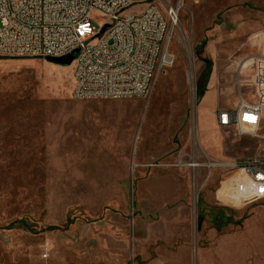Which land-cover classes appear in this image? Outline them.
<instances>
[{"label": "rangeland", "instance_id": "374dc122", "mask_svg": "<svg viewBox=\"0 0 264 264\" xmlns=\"http://www.w3.org/2000/svg\"><path fill=\"white\" fill-rule=\"evenodd\" d=\"M183 4L173 64L143 97L77 99L74 61L0 56V264L157 261L170 231L189 232L197 264L263 258L264 199L229 195L241 174L225 163L264 155V113L255 136L220 126L217 110L239 87L255 101L238 63L258 52L264 0Z\"/></svg>", "mask_w": 264, "mask_h": 264}, {"label": "built area", "instance_id": "2783aa9c", "mask_svg": "<svg viewBox=\"0 0 264 264\" xmlns=\"http://www.w3.org/2000/svg\"><path fill=\"white\" fill-rule=\"evenodd\" d=\"M183 3L184 0H0V56L63 57L79 50L73 68L74 98L143 97L157 74L173 64L170 43L180 28ZM130 6L144 8L139 13L125 14L124 8ZM93 11L108 19L100 28L93 23ZM107 23L110 26L104 30ZM259 38L258 52L250 56L252 73L247 81L255 101L246 99L239 87L238 106L217 110L220 126H235L238 133L255 136L264 113V29ZM184 164L192 168L200 165L193 155ZM228 164L241 174L229 195L244 191L241 199L245 203L264 199V155Z\"/></svg>", "mask_w": 264, "mask_h": 264}, {"label": "crops", "instance_id": "0c3cea01", "mask_svg": "<svg viewBox=\"0 0 264 264\" xmlns=\"http://www.w3.org/2000/svg\"><path fill=\"white\" fill-rule=\"evenodd\" d=\"M261 34H262V30L256 32L253 35V38L255 40L257 39V42H260V43H257V45L259 46L261 44V40L259 38ZM251 55H248L244 59H242L243 61H240V63H238L239 64L238 66L245 69L246 71H250L251 70V65H250ZM220 76H221L220 68L219 66L218 67L216 66L213 79L211 81V86H210L212 91L218 85V80L220 79ZM212 93L213 92H211L210 94ZM242 93L244 96V92ZM205 99H209L208 95ZM237 104L238 103L234 101L233 107L231 108H236L238 106ZM221 109H227V108H221ZM165 235H166L165 236L166 241L164 243L166 246L165 249L167 250V254L164 255L163 257L158 258L157 261H149L146 263H138V264H197L195 263V256H194L195 248H193L194 247L193 244L189 243V237H190L189 232L170 231V232H166ZM252 264H264V256L262 259L260 258V259L255 260L254 263Z\"/></svg>", "mask_w": 264, "mask_h": 264}, {"label": "water", "instance_id": "95a60500", "mask_svg": "<svg viewBox=\"0 0 264 264\" xmlns=\"http://www.w3.org/2000/svg\"><path fill=\"white\" fill-rule=\"evenodd\" d=\"M78 54H79V50H75V51H73V52H71L68 55L63 56V57L49 56V57H46V59L50 62L55 63V64L69 65L75 60V58L78 56ZM192 61H193V59H192ZM190 68H192V65L190 66Z\"/></svg>", "mask_w": 264, "mask_h": 264}, {"label": "trees", "instance_id": "16d2710c", "mask_svg": "<svg viewBox=\"0 0 264 264\" xmlns=\"http://www.w3.org/2000/svg\"><path fill=\"white\" fill-rule=\"evenodd\" d=\"M206 61H207V60H206ZM207 64L211 66V65H212V62L207 61ZM204 92H205V91H201L200 94L203 96ZM200 94H199V95H200Z\"/></svg>", "mask_w": 264, "mask_h": 264}, {"label": "bare ground", "instance_id": "6f19581e", "mask_svg": "<svg viewBox=\"0 0 264 264\" xmlns=\"http://www.w3.org/2000/svg\"><path fill=\"white\" fill-rule=\"evenodd\" d=\"M190 51H191V50H190ZM189 57H190V62H191V60L193 59V57H192V55H189ZM228 163H229V162L225 163V165H229Z\"/></svg>", "mask_w": 264, "mask_h": 264}, {"label": "snow or ice", "instance_id": "6c2138e0", "mask_svg": "<svg viewBox=\"0 0 264 264\" xmlns=\"http://www.w3.org/2000/svg\"><path fill=\"white\" fill-rule=\"evenodd\" d=\"M246 119H252L251 117H246Z\"/></svg>", "mask_w": 264, "mask_h": 264}]
</instances>
